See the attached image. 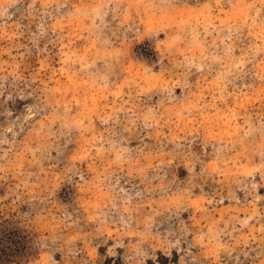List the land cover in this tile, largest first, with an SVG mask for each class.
<instances>
[{"label":"rangeland","instance_id":"obj_1","mask_svg":"<svg viewBox=\"0 0 264 264\" xmlns=\"http://www.w3.org/2000/svg\"><path fill=\"white\" fill-rule=\"evenodd\" d=\"M0 264H264V0H0Z\"/></svg>","mask_w":264,"mask_h":264}]
</instances>
